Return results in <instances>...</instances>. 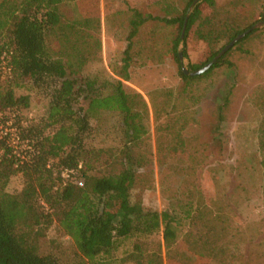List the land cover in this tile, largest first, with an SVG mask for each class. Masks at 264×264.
<instances>
[{"label": "trees", "instance_id": "obj_1", "mask_svg": "<svg viewBox=\"0 0 264 264\" xmlns=\"http://www.w3.org/2000/svg\"><path fill=\"white\" fill-rule=\"evenodd\" d=\"M192 1L187 0L182 12H178L175 0L156 3L163 6L166 15L174 14L162 20L177 24L182 31L185 11ZM237 2L217 7L213 0H199L188 16L185 39L201 4H208L212 10L194 29L210 47L207 61L220 51L216 49L219 42H230L258 21L252 10H237ZM82 4H90L91 10L83 12ZM131 12L129 35L134 36L151 17L135 9ZM94 14L91 0H0V122L4 125L12 120L19 139L28 146L17 155L9 133L0 130V264L237 262L242 252L245 255L237 230L208 251L211 241L224 231L217 224V217L196 227L193 244L184 238L186 232L179 236L180 219L190 223L196 217L194 213L209 201L202 191H190L187 207L180 216L145 210L131 200L134 170L142 163V157L133 154L131 147H138L146 134L141 114L146 112V104L138 93H128L119 80L107 87L82 77V67L99 48L98 39L87 30L97 20ZM259 15L264 19L263 12ZM257 30H251L240 40ZM178 41L180 37L175 45ZM228 51L202 74L190 76L180 68L184 83L177 97L188 91L192 81L219 66ZM4 66L10 76L5 82L1 79ZM128 66L126 56L119 73L123 80H127ZM199 68L200 65L191 66L192 70ZM24 83L45 89L49 98L47 114L38 123L24 118L29 95L15 93L14 89ZM81 100L87 101L86 107ZM171 100L175 102L176 97L169 91L164 95V105L170 106ZM151 103L156 110L158 104L153 99ZM102 112H115L122 122L124 143L115 154H104L85 142L91 132V120ZM257 149L264 182V117L258 127ZM99 162L103 165L116 162L120 169L97 173ZM63 169H74L75 173L63 180L60 175ZM15 175L22 177V187L10 193L7 185ZM79 180L81 184L77 183ZM53 223L72 240L73 252L67 261L39 251V241ZM159 231L161 242L150 245L148 238ZM126 241L131 242L130 248L122 256L117 255ZM240 264L247 263L244 260Z\"/></svg>", "mask_w": 264, "mask_h": 264}, {"label": "rangeland", "instance_id": "obj_2", "mask_svg": "<svg viewBox=\"0 0 264 264\" xmlns=\"http://www.w3.org/2000/svg\"><path fill=\"white\" fill-rule=\"evenodd\" d=\"M156 1L91 0L97 20H93L89 29L82 26L99 41V48L82 67V77L107 87L119 80L128 93H138L146 104V112L141 113L146 134L138 147H131L133 154L142 157L141 165L134 170L131 200L145 210L180 216L187 207L190 191H202L209 201L194 213L196 217L190 223L180 219L179 236L186 232L184 238L191 245L195 242L196 227L217 217L216 222L224 231L211 241L208 251L237 230L245 255L242 252L237 262L228 263L240 264L245 260L247 264H264V182L257 149L258 127L264 117V26L238 41L219 66L192 81L188 91L177 97L184 83L179 69L184 66L193 71L192 65L202 67L209 62L210 47L194 29L212 10L202 3L187 38L183 35L175 45V40L181 36L178 25L162 20L174 14L166 15L163 6ZM213 1L215 6L224 7L233 6L237 0ZM186 3L187 0H175L178 12L184 10ZM192 3L185 11L188 16L194 10L195 4L190 9ZM80 9L86 12L91 10V5L82 4ZM133 9L151 18L130 36L128 21ZM236 9L252 10L257 22L264 21L259 15L264 13V0H238ZM226 44L223 40L216 49L221 50ZM126 56L129 66L127 80H123L119 73ZM1 71L5 82L10 77L6 66ZM14 90L16 95H29V106L23 110L27 122L38 123L45 117L49 105L45 89L24 83ZM169 91L176 101L171 100L170 106H166L164 95ZM151 99L158 104L156 110ZM172 103H175L174 111H171ZM81 105L86 107L87 101L81 100ZM121 124L115 112L96 114L85 140L87 146L104 154L117 153L124 143ZM1 129L9 133L17 155L28 147L19 139L12 120L4 125L0 122ZM109 164L97 163L96 172L120 169L116 162ZM21 187L22 177L15 175L7 191L16 193ZM148 241L150 245L161 242V231ZM130 246V241L124 242L117 255L122 256ZM39 251L67 261L72 256L73 243L53 223L40 239Z\"/></svg>", "mask_w": 264, "mask_h": 264}, {"label": "water", "instance_id": "obj_3", "mask_svg": "<svg viewBox=\"0 0 264 264\" xmlns=\"http://www.w3.org/2000/svg\"><path fill=\"white\" fill-rule=\"evenodd\" d=\"M198 0H195L190 9L192 8V6L195 4V2H197ZM188 19V15H186V19L184 21V25L181 31V36L180 39H183V35H184V31H185V26H186V22ZM264 26V21H259L257 23H255L254 25H252L248 30L238 34L236 37H234L229 43H227L209 62H207L205 65H203L202 67H200L197 70H193V71H189L188 69H186L184 66H182V71L183 73L190 75V76H195V75H199L204 73L207 69H209L222 55H224L229 49H231L234 44L240 40L241 38H243L248 32H250L251 30L257 29V28H261ZM180 59H181V54L179 53Z\"/></svg>", "mask_w": 264, "mask_h": 264}, {"label": "built area", "instance_id": "obj_4", "mask_svg": "<svg viewBox=\"0 0 264 264\" xmlns=\"http://www.w3.org/2000/svg\"><path fill=\"white\" fill-rule=\"evenodd\" d=\"M74 173H75L74 169H63L61 171L60 175H61L63 180H67V179L71 178V176L74 175ZM77 183L81 184V181L79 180V181H77Z\"/></svg>", "mask_w": 264, "mask_h": 264}]
</instances>
